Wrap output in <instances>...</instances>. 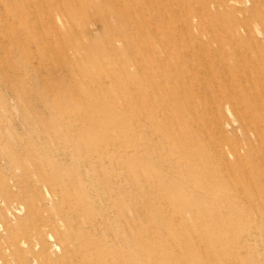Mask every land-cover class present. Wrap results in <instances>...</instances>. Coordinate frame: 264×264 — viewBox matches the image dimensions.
Returning <instances> with one entry per match:
<instances>
[{"label":"rangeland","instance_id":"374dc122","mask_svg":"<svg viewBox=\"0 0 264 264\" xmlns=\"http://www.w3.org/2000/svg\"><path fill=\"white\" fill-rule=\"evenodd\" d=\"M0 264H264V0H0Z\"/></svg>","mask_w":264,"mask_h":264},{"label":"bare ground","instance_id":"6f19581e","mask_svg":"<svg viewBox=\"0 0 264 264\" xmlns=\"http://www.w3.org/2000/svg\"><path fill=\"white\" fill-rule=\"evenodd\" d=\"M188 12V11H187ZM111 62V61H110Z\"/></svg>","mask_w":264,"mask_h":264}]
</instances>
